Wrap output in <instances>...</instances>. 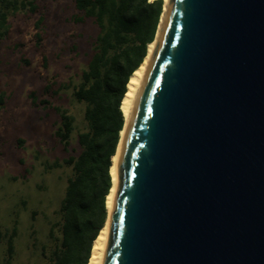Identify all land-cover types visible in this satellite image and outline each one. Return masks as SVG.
<instances>
[{"label":"water","instance_id":"1","mask_svg":"<svg viewBox=\"0 0 264 264\" xmlns=\"http://www.w3.org/2000/svg\"><path fill=\"white\" fill-rule=\"evenodd\" d=\"M116 176L103 264H264V0L169 1Z\"/></svg>","mask_w":264,"mask_h":264},{"label":"rangeland","instance_id":"2","mask_svg":"<svg viewBox=\"0 0 264 264\" xmlns=\"http://www.w3.org/2000/svg\"><path fill=\"white\" fill-rule=\"evenodd\" d=\"M26 1L32 6L10 12L8 28L0 27V264H49L50 228L73 176L64 160L79 153L78 134L86 128L73 86L82 81L98 34L92 18L75 20L74 0ZM57 108L77 118L69 151L56 136Z\"/></svg>","mask_w":264,"mask_h":264},{"label":"trees","instance_id":"3","mask_svg":"<svg viewBox=\"0 0 264 264\" xmlns=\"http://www.w3.org/2000/svg\"><path fill=\"white\" fill-rule=\"evenodd\" d=\"M74 2L80 12L75 20L83 22L92 18L98 34L82 81L73 86L74 99L85 105L86 128L78 134L79 153L64 160L72 167L73 176L68 180L61 203L60 220L50 228L55 247L49 264H89L94 241L109 215L111 168L126 120L122 101L131 76L143 63L149 44L156 38L164 10V0ZM29 5L32 6L26 0H0V27L8 28L10 12ZM42 22L41 18L37 27ZM56 110L59 116L56 136L69 151L77 131V118L67 109ZM16 235L14 228L8 239L10 260L14 256Z\"/></svg>","mask_w":264,"mask_h":264},{"label":"bare ground","instance_id":"4","mask_svg":"<svg viewBox=\"0 0 264 264\" xmlns=\"http://www.w3.org/2000/svg\"><path fill=\"white\" fill-rule=\"evenodd\" d=\"M169 1L170 0H164V10H163V14L161 16L160 26H159V30L157 32L156 38L152 43L149 44L148 54L145 57L143 63L140 65V67L131 76L130 81H129L128 86H127L126 95L122 101V110H123V113L125 115L126 120H125V127H124L123 131L121 132V140H120V143H119V146L117 149V153L113 158V165L111 168V174H112V178H113V186H112L110 194L108 195V198H107V207L109 210V214H111V212H112L114 200H115V195H116L117 188H118V181H117V176H116V160H117L118 151H119V148H120V145H121L124 133H125L126 125H127V122H128L129 116H130V112H131L133 103L135 101L136 95L138 93L139 87L141 85V82H142V79L144 77V74H145L146 68L148 66L149 60L151 58V55H152L154 48L156 46L157 39L159 36V32H160L163 20L165 18V14L167 11ZM109 226H110V218L107 219L103 229L100 231L97 239L94 241L89 264H103V259H104V255H105V251H106L107 242H108Z\"/></svg>","mask_w":264,"mask_h":264}]
</instances>
